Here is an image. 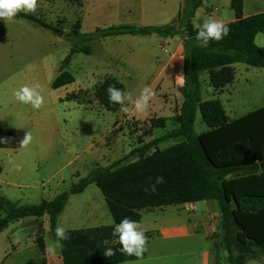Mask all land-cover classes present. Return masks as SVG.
<instances>
[{
  "label": "trees",
  "instance_id": "trees-1",
  "mask_svg": "<svg viewBox=\"0 0 264 264\" xmlns=\"http://www.w3.org/2000/svg\"><path fill=\"white\" fill-rule=\"evenodd\" d=\"M203 0H185L175 24L167 27L120 26L97 31L102 36L159 35L163 38L184 36V85L179 92L182 105L175 121L179 128L131 152L129 156L108 168H97L73 185L70 191L54 200L39 205L20 206L0 193V233L21 219L49 216L55 236L59 216L72 195L83 193L95 184L102 192L114 225L67 230L70 239L60 241L64 264H123L144 260L122 254L113 236V229L125 217L141 222L142 212L148 209L215 201L219 210L222 244L228 264H246L250 260L264 262V107L230 122L224 106L218 99L205 100L202 76L207 74L217 93H222L236 78L235 64L264 69V46L256 44V37L264 35V13L243 18V0H232L237 19L227 23L230 31L220 41H210L207 47L198 45V29L193 24ZM17 17L45 26L31 15ZM72 35L87 40L92 35H80L79 22ZM75 82L68 72H61L52 84L54 90ZM109 85L122 89L117 79L108 78L95 87L94 96L109 112L116 113L121 106L109 101ZM81 103V101L68 96ZM201 115L208 127L197 134L195 123ZM26 131L0 128V148L17 150ZM181 139L161 150L159 144L168 139ZM131 157L135 161L126 163ZM157 177L164 182L155 192L145 191ZM43 232L40 229L39 246L45 255ZM107 241V243H105ZM115 255L105 257L106 248Z\"/></svg>",
  "mask_w": 264,
  "mask_h": 264
},
{
  "label": "rangeland",
  "instance_id": "rangeland-1",
  "mask_svg": "<svg viewBox=\"0 0 264 264\" xmlns=\"http://www.w3.org/2000/svg\"><path fill=\"white\" fill-rule=\"evenodd\" d=\"M81 1L83 4V0ZM81 1L54 0L46 3L45 7L38 4L34 13H26L40 19L45 26L24 19L20 20L19 17L7 24L0 21V84L7 81L0 88V103H5L7 112L11 110L10 107H19L25 111L29 120L21 130L31 132L33 136L32 142L26 148L50 152V159L45 162L41 161L40 166L44 168L48 163L49 166L54 167V172L42 171L37 178L33 179L15 178L14 176L6 178L4 169L8 154L5 149L0 148V180L5 181L4 184H0V189L3 187L4 191L0 190V193L4 198L20 206L39 205L41 202L40 200H33L32 204H28L26 200L20 202L18 198L20 192L26 191L20 190L19 185H41L53 173L78 157L64 172L68 183L71 184L72 178H69L71 170L78 169L81 178H86L91 174L90 168L85 167V164L97 151H106L111 145L114 151L120 153L123 149L127 153L139 142H144V138L149 137L154 129L156 136L173 130L175 118L171 120L154 116L150 120L152 127L140 129L143 130V134L136 140L126 125L121 126L122 115L102 109L101 105L95 101V87L108 79V73L112 74L117 68H124V65L121 56L106 47L102 38L99 37L101 33L95 35L96 32H94L93 37L87 40L74 38L72 35L74 26L82 16ZM205 3L210 6L215 5L213 0H205ZM223 4L222 2L221 5ZM176 9L166 8L167 17L159 22L160 25L164 27L173 25L175 18H170L168 13ZM219 9L221 14L230 10V8ZM221 14L218 13L216 16ZM196 26L199 24L196 23ZM56 32L63 35L60 36ZM260 40H262L261 44ZM257 43L259 47L264 46L263 34H260ZM60 71L70 73L75 83L67 89L54 90L52 84L60 75ZM235 71L234 83L226 87L220 95L209 84L208 75L202 76L204 99H218L231 119L260 108L264 98L263 69L236 64ZM179 75H182V71H179ZM128 80L121 81L125 85ZM132 80L133 96L138 95L143 87L149 86L155 93L150 103L154 102L156 108L162 104L164 111L176 113L179 108L178 101L172 96L160 97L158 87L152 85L154 78L134 75ZM95 81H98V84L93 87ZM35 84L40 85L39 90L45 100L40 109L22 104L14 97V92L21 86ZM66 94H73L72 96L78 98L81 103L66 100L68 96ZM147 113L148 109L141 115L144 116ZM2 118L5 119V116ZM132 124L136 131L139 130L138 127L141 124ZM6 125L7 122L0 119V127H6ZM164 125H166L165 129L162 128ZM207 130L208 127L198 114L195 123L196 133L201 134ZM180 141L181 139L170 140L169 143L160 144V148L166 149ZM66 154H69L68 159L63 157ZM135 159L136 157H131L126 163L133 162ZM7 182L13 185L8 186ZM95 192L99 194L98 196H103L100 189L93 185L83 197L73 199L68 210L76 214L69 219L66 216L61 225L67 230L106 226V214L112 222L113 219L107 206L103 208L99 203L90 204L94 200L97 201L98 196ZM4 217V212L0 210V219ZM51 243L60 245L56 237H53ZM168 261L175 264L193 262L188 258H173Z\"/></svg>",
  "mask_w": 264,
  "mask_h": 264
},
{
  "label": "crops",
  "instance_id": "crops-1",
  "mask_svg": "<svg viewBox=\"0 0 264 264\" xmlns=\"http://www.w3.org/2000/svg\"><path fill=\"white\" fill-rule=\"evenodd\" d=\"M53 1L54 0H38V4L41 7H45L46 3ZM184 1L185 0H83V4L81 1L82 5H80L82 16L78 20L79 33L84 36L91 35L98 30L103 31L117 26L164 27L160 25L161 23L159 22L167 17L166 8H177L168 13L170 18H175L173 22L176 23L184 5ZM213 2L215 5L210 6L203 0L202 6L197 10L196 16L193 19V24L196 29H198L209 17L220 19L226 24L237 19L236 13L232 8V0H213ZM222 2L224 3L223 6L221 5ZM219 8H230V10L229 12L221 14ZM218 13L221 15L216 16ZM262 13H264V0H243V18ZM16 18L18 17L16 16L15 19ZM19 19L22 20L21 18ZM0 21L3 20L0 19ZM196 23H198L199 26H196ZM99 37L102 38L104 44L110 51L112 50L120 55L123 60L125 69L119 67L114 73H108L107 77L117 79L123 85L124 83L122 81L129 79L124 85L126 93H132L133 91L132 76H151L154 78L152 85L154 84V86L158 87L161 94L160 97L172 96L178 101L179 108L176 113L173 114L169 113V111H164V106L162 104L156 108L154 102L150 103L148 113L144 116H142L144 113L141 115L133 111L126 114L119 110L115 114L122 115L121 126L126 125L133 134V137L137 140V138L143 134V130L140 129L143 127H152L150 120H152L154 116L171 120L174 119L179 114L183 102L179 90L184 85V79L182 84H178L175 78L179 75V71H182V75L184 76V36L178 35L175 37L163 38L156 34L151 36L138 34L105 37L100 34ZM259 37L260 35L256 37V44H258V46H260L259 43H257ZM261 42L262 40H260V44ZM235 66L236 64L233 66L234 69ZM6 82L7 81H4L0 84V88L4 86ZM97 84L98 81H95L93 87ZM70 85L60 89H67ZM217 94L220 95L221 93ZM66 95L70 96L69 94ZM68 96L66 100H73L68 99ZM95 101L99 103L96 98ZM261 104V107L256 110L264 107V98ZM165 105H168V103H165ZM101 108L104 109L102 106ZM5 109H7L5 103H0V119L7 122L6 127L0 128L21 130L27 125L29 117L23 109L19 107H10L11 110H8V112L5 111ZM3 116H5V119L2 118ZM243 116L235 119L228 118L230 122H233ZM132 123L141 124L138 127L139 130L136 131ZM162 128L165 129L166 125ZM178 128V124L173 120V130L166 134L156 136L154 129L149 137L144 138V142H139L138 145L133 146L127 153L123 149L118 153L114 151L113 146L109 145L106 151L99 150L93 154L85 164V167L90 168V173L97 168H108L113 163L129 156L133 150L147 145L155 139L162 138ZM174 139L175 138L168 139L162 143H169L170 140ZM175 143L178 144L179 142ZM1 149H5L8 154V160L5 161L4 169L6 178L14 176L15 178L33 179L37 178L42 171H47L49 173L54 172V167L51 165L49 166L47 162L44 168L40 166L41 161L45 162L50 159V152L27 148H19L17 150L7 148ZM63 157L68 159L69 154L63 155ZM76 158L73 160L75 161ZM73 160L53 173L47 181L41 185H19L18 188L20 190L24 189L26 191L20 192L18 197L20 202H24L23 200L29 202L28 204H32L31 202H33V200H40L41 203L44 201L50 202L58 195L70 191L73 185H76L80 180L84 179L80 177L79 170L75 168L71 170L69 174V178H72V183H68L69 181L64 172L66 168L74 162ZM16 165H20L19 170H17ZM260 168L262 170L264 164H261ZM4 183L5 181L0 180V184ZM6 184L8 186L13 185L10 182ZM93 185L95 184L90 185L83 193L72 195L69 198L63 213L59 216L57 225H61L66 216H68L69 219L76 214L68 210L71 202L73 199H76V197H83ZM2 188L3 187L0 189L1 192L3 191ZM95 195L98 196L99 194L95 192ZM98 203L103 208L107 206L104 196H98L97 201L94 200L90 204L96 205ZM191 206L195 207V211H190ZM105 219L107 220L106 226L114 225V220L110 222L107 214ZM139 223L146 229L145 235L148 238L147 251L145 252L146 258L144 260L126 262L123 264H175L168 261L173 258H188L191 261L193 260V262L189 261L188 263L180 264H227V253L222 244L219 210L215 201H203L199 203L148 209L142 212V220ZM40 229H42L43 232L42 236L45 249L55 245V243L53 245L51 243L54 236L50 228V219L48 215L41 218L29 217L10 224L8 228L0 233V264H64L61 244L55 255H49L46 252L44 255L42 253L39 246ZM246 264H264V262L262 259H259L250 260Z\"/></svg>",
  "mask_w": 264,
  "mask_h": 264
},
{
  "label": "clouds",
  "instance_id": "clouds-1",
  "mask_svg": "<svg viewBox=\"0 0 264 264\" xmlns=\"http://www.w3.org/2000/svg\"><path fill=\"white\" fill-rule=\"evenodd\" d=\"M38 8V0H0V19L6 24L13 22L15 17L20 12L34 13ZM228 25L215 18L206 19L202 25L198 27L196 40L201 47H207L210 41H220L229 34ZM184 76L177 75L176 83L182 84ZM40 85L32 86L23 85L14 92L15 99L25 105H31L34 109H40L44 103V96L41 94ZM109 101L113 104L121 106L120 110L124 113H131L135 111L137 114H143L147 111L150 101L153 99L155 93L149 86L143 87L139 94L133 96L131 92H125L122 89L109 85L107 88ZM33 136L31 132H25L23 139L20 141V147L26 148L32 142ZM6 140L0 139V143H6ZM17 170L20 165H16ZM164 182L163 177H157L149 189L145 191L155 192L156 186ZM146 229L141 223L125 217L117 223L113 229V236L117 237V243L121 246L119 251L127 256H135L142 258L147 251L148 238L145 235ZM55 236L57 242L70 239L67 229L62 225H57L55 228ZM107 243V241H105ZM59 243L47 247L45 252L49 255H55ZM105 257L111 258L115 255L113 248H106L103 252Z\"/></svg>",
  "mask_w": 264,
  "mask_h": 264
},
{
  "label": "built area",
  "instance_id": "built-area-1",
  "mask_svg": "<svg viewBox=\"0 0 264 264\" xmlns=\"http://www.w3.org/2000/svg\"><path fill=\"white\" fill-rule=\"evenodd\" d=\"M190 211H195V207L191 206Z\"/></svg>",
  "mask_w": 264,
  "mask_h": 264
},
{
  "label": "water",
  "instance_id": "water-1",
  "mask_svg": "<svg viewBox=\"0 0 264 264\" xmlns=\"http://www.w3.org/2000/svg\"><path fill=\"white\" fill-rule=\"evenodd\" d=\"M57 34H60V36H62L63 34L62 33H58V32H56ZM72 53H74V51L72 52Z\"/></svg>",
  "mask_w": 264,
  "mask_h": 264
}]
</instances>
